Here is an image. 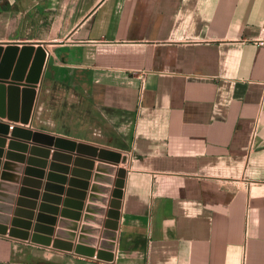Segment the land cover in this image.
<instances>
[{
    "label": "crops",
    "instance_id": "0c3cea01",
    "mask_svg": "<svg viewBox=\"0 0 264 264\" xmlns=\"http://www.w3.org/2000/svg\"><path fill=\"white\" fill-rule=\"evenodd\" d=\"M0 45L19 47L15 65L24 46L34 47L23 78L15 81L13 69L0 84L31 87L42 46L37 96L56 94L63 109L87 100L120 149L61 137L125 162L111 166L55 141L12 136L33 119L10 120L7 97L3 136L30 153L0 157V175L11 173L0 180V207H13L21 185L17 207L34 233L29 228L26 240L0 233V264H264V0H0ZM33 145L90 162L85 206L78 162L52 166L58 155ZM96 175L108 187L107 212L123 191L120 216L106 221L117 240L109 260L64 249L77 238L96 241L105 210L91 198ZM54 233L63 249L33 242Z\"/></svg>",
    "mask_w": 264,
    "mask_h": 264
},
{
    "label": "rangeland",
    "instance_id": "374dc122",
    "mask_svg": "<svg viewBox=\"0 0 264 264\" xmlns=\"http://www.w3.org/2000/svg\"><path fill=\"white\" fill-rule=\"evenodd\" d=\"M61 100L60 98L56 97V94H47L45 92V90L40 91L38 93L37 96V101L35 103V109L32 115V119L33 122L30 126L29 129L25 130V131H14L13 130V134L14 135H22L24 134V136L26 135H33L34 131L36 132H42L45 133H51V134H57L60 136H68V137H73L75 139H79V140H88L89 142H93L96 143L94 145H98L101 147H104L105 149H120L119 147H116L117 144H110L108 141V138L105 134V130L102 129V121H99V119L96 117H94L95 115H93V107L90 105V103L85 100L83 106H80L81 109H77L78 107L72 106L71 103H67L64 104V109H63V104H61ZM43 102H45V107L42 110V104ZM1 118V117H0ZM3 120H5L4 118H1ZM3 125H0V157L5 156L6 154V159H8V154L9 155H18L21 154L24 157L26 156V154L30 153L29 149L30 146L27 145L26 143H24L23 141H14V140H10L11 138H6L3 135L6 134L9 131V127L8 129H5L4 126V122H1ZM15 124V123H14ZM99 127H101V129H98ZM28 130L32 131V133H30ZM9 134V132L7 133V135ZM37 135V134H35ZM78 140V141H79ZM77 141V140H75ZM84 143V141H81ZM87 142V143H89ZM91 143V144H93ZM33 145V151H38L40 153L44 152L45 154L48 153L49 155L53 154V155H58L57 159H54L53 164L55 163L56 166L60 165L64 160H67L66 165L68 166L69 164H71V167H73L76 162H78V167L80 168V171H77L79 174V180L83 181L85 188H83L84 194L86 195L85 198H83L82 200L85 201L84 206L86 205L87 201L89 200V196L90 193H93L92 190V185L89 188V182L87 183L86 186V180L89 178V172L87 171V166L88 164L90 165V162H88L84 157L81 156H77L76 158L68 155V154H63V151L58 150L57 148L54 150H51V147L45 148H38L39 146H35ZM54 146V145H53ZM109 146V147H108ZM95 147V146H94ZM112 147V148H111ZM65 151L68 150L67 147L63 148ZM73 151L75 148H72ZM104 149V150H105ZM80 150V149H78ZM53 151V152H52ZM71 151V150H69ZM66 151V152H69ZM9 152V153H8ZM65 153V152H64ZM73 160V161H72ZM72 161V163H70ZM1 162L2 160H0V166H1ZM21 166L23 164V162H25V159H22L19 161ZM48 161V165H49ZM65 163V162H64ZM129 163V161H128ZM128 163L125 165L126 167L128 166ZM42 164H44L43 166H45V162H42ZM8 167H15V165L11 164V166ZM51 167V166H50ZM44 168V167H42ZM48 168V166H47ZM76 172V173H77ZM73 172L69 173V175L71 176ZM4 175H0V180H6L7 178H10L8 174L11 173H3ZM41 176V175H40ZM42 177V176H41ZM48 177V175H46L45 173V177L43 179H46ZM78 177V176H77ZM91 177V176H90ZM12 178V177H11ZM18 178V177H17ZM20 180V179H19ZM93 182H96L95 184V197H98V195H101V198H103V203L101 204L102 207L101 208H105V210L101 213H99V216H101V219H103V221L101 220L100 223L97 225V232L93 235L96 238V241H79V239L77 238V241L74 243V246H64V247H71L70 249H66V250H70L74 253H77L78 251V245L79 244H83L84 248H86L87 250H82L79 249L83 252L87 253H91L88 252L90 250L94 251V255H96V253L98 252V257L100 255V257H104V254H106L108 251H111V245L116 244L115 240V236H112L109 231L108 228L109 227V223H107L106 221L110 218V214L112 212L113 209V205H112V201L114 200V198H117V191L114 193V198L111 200V202L109 203L110 210L109 212H107V204H108V187L103 184V179L101 177H99L98 175L93 176L92 178ZM112 181V179H111ZM20 182V181H17ZM4 184V182H2L0 184V187L2 188V185ZM6 184V183H5ZM18 186V185H17ZM101 187L103 188V192H101ZM21 185L18 186L17 188V197L14 198L12 197V199H16L14 200L15 203L13 204V207H0V233H5L6 235H11L12 237L15 238H19L21 237L22 239H25L27 237H29V235L33 232L34 230V226L31 229L30 227H24L23 225V221L25 219L24 215V209L23 208H18V199H19V194H20V189ZM120 189V188H119ZM15 190V189H14ZM15 192V193H16ZM94 197V198H95ZM2 198H4V196L2 195ZM1 205V204H0ZM34 207L31 209L33 210ZM84 213H86V209L84 207L82 215L84 216ZM82 218V217H81ZM35 219H37V216L35 215ZM34 219V220H35ZM82 223V221H81ZM81 227V225H80ZM29 228L31 229L30 232ZM117 231V228L114 229V231ZM28 231H29V235H28ZM27 232V233H26ZM34 233V232H33ZM32 233V234H33ZM79 234L81 233V230L79 228ZM34 238V236H33ZM117 238V236H116ZM39 238H37L36 240H38ZM43 244H45L46 246H52V247H61L62 244L60 242H56V235L55 233L53 234L52 237H50L48 240L47 239H43ZM65 242V241H64ZM75 245H76V250H75ZM62 248V247H61ZM98 249H107L106 251H98ZM113 249V248H112ZM75 250V251H74ZM103 254H102V253Z\"/></svg>",
    "mask_w": 264,
    "mask_h": 264
},
{
    "label": "water",
    "instance_id": "95a60500",
    "mask_svg": "<svg viewBox=\"0 0 264 264\" xmlns=\"http://www.w3.org/2000/svg\"><path fill=\"white\" fill-rule=\"evenodd\" d=\"M3 51H4V48L0 45V59L2 57ZM18 51H19V47L15 46V45H9L5 49L3 58H2L1 63H0V77L9 76L10 73L12 72V70L15 69L14 73H13L14 80L18 81V80H21L23 78L25 71H26V68H27L28 57L34 51V47L32 45L24 46L22 49L21 56L15 65V61H16ZM46 57H47L46 50L42 46H40L38 51H37V59L35 61L34 66L31 69V73H30L29 81H31V83H32L31 87H28V88H25L24 90H21V88H19V84L15 83V82L11 83L12 85H10L8 88H6V86L4 84H0V115H3V113H5V104H6L5 100L8 97L9 98V103H8V117H9V119L13 120V121H17V120L21 119L23 123H28L30 121L31 116H32V112H33V108H34V104L36 101V97H37V92L35 89L37 87V85L35 83L38 80L37 79L38 75L40 77V75L42 73V69H43V66L45 64ZM14 65H15V68H14ZM20 101H21V105H20ZM0 125H3V124L0 123ZM8 126L9 125L5 124L4 128L8 129ZM18 130L21 132L23 131V129L19 128V127L17 128L16 131H18ZM58 141H61L62 143H76V141H72V140L70 141V140H67L64 138H59ZM79 146L81 147V145H79ZM122 173H123V175L126 174V170L123 169ZM38 183H39V181H38ZM123 184H124V181H123ZM102 190H103V188L101 187V191ZM122 193H123V191L121 189H118V191H117V198L118 199L113 201V203H112L113 208L117 209V210H115V209L112 210V212L110 214V217H112L114 219H117L120 216V212L118 211V208H120V206H121V199L120 198L122 196ZM94 197H95V195L91 196L92 199H94ZM95 198L100 200V201L103 200V198L101 199V197H99V196L95 197ZM96 209H97V211H99L100 207H96ZM114 226L115 227L117 226V222L114 223ZM35 239H37L36 236L33 238L34 243L43 244V242H42L43 240H41V239L35 240ZM99 257H100V255H99ZM106 259L109 260L110 258H106Z\"/></svg>",
    "mask_w": 264,
    "mask_h": 264
},
{
    "label": "bare ground",
    "instance_id": "6f19581e",
    "mask_svg": "<svg viewBox=\"0 0 264 264\" xmlns=\"http://www.w3.org/2000/svg\"><path fill=\"white\" fill-rule=\"evenodd\" d=\"M29 60V59H28ZM28 60H27V65H28ZM39 78V75H38V77H37V79ZM5 114V115H4ZM0 116H2V117H4V116H6V111H5V113H3V115H0ZM13 121V120H12ZM17 121H21L22 122V120L21 119H19V120H17ZM30 122V121H29ZM28 122V123H29ZM23 123V122H22ZM28 123H23V124H28ZM7 125H9L8 127L10 128V124H7ZM17 128L18 127H15L14 128V131H16L17 130ZM23 129V131L24 130H27V129H25V128H22ZM9 131H10V129H9ZM8 131V132H9ZM19 131V130H18ZM17 131V132H18ZM30 133H32V131H30V130H28ZM7 132V133H8ZM7 133L6 134H4V135H7ZM34 134L31 136V135H26V136H24V134H22V135H14L13 134V131H12V136H14V137H22V138H31V137H35L38 141L39 140H47L49 143H51V142H53V141H55L56 142V144H57V146H59V147H67V149L68 150H72L73 151V149L72 148H75L74 150H76V149H80L79 151H81V152H90V153H92L99 161H104L105 163H107V164H110L111 166H119V165H121L122 163L123 164H125V162H123V156L121 155V154H112V153H109L107 150H104V149H99V148H97V147H94V146H92V145H89V144H85V143H83V142H80L79 144L77 143V141H76V143H62L61 141H58V139L59 138H64V139H67V140H72V141H75V140H73V139H69V138H65V137H61V136H58V137H55L54 135H51V134H47V133H43V132H33ZM37 133V135H35ZM79 145H81V147L79 146ZM83 145V146H82ZM46 155H48V153H46ZM98 155V156H97ZM92 156V155H91ZM94 158V157H93ZM123 168H125V166H123ZM26 239H28V237L26 238ZM36 240V239H35ZM63 249V248H62ZM64 249H70L71 250V247H64ZM77 252H83V251H81V250H79L78 249V251ZM94 251H92L91 252V254L92 255H90V256H94V253H93ZM107 253H109V252H107ZM86 254V253H85ZM90 254V253H89ZM89 254H87V255H89ZM106 255V254H105ZM105 255H104V259L105 260H107L106 259V257H105Z\"/></svg>",
    "mask_w": 264,
    "mask_h": 264
}]
</instances>
